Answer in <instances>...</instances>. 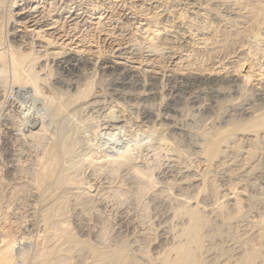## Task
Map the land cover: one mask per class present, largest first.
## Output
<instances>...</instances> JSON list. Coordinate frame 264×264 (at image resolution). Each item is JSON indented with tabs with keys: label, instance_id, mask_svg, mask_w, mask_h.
<instances>
[{
	"label": "rangeland",
	"instance_id": "374dc122",
	"mask_svg": "<svg viewBox=\"0 0 264 264\" xmlns=\"http://www.w3.org/2000/svg\"><path fill=\"white\" fill-rule=\"evenodd\" d=\"M13 2L18 3V5L25 3L28 8L30 6L31 9L36 11L35 16L37 17V20L43 21L42 26L44 27H42L41 30L44 31L43 33L45 38L49 40L51 39L50 42L52 41L51 43L53 44V47L61 49L59 51L75 52L77 55H81L82 58L91 59L93 62H96L97 59L100 61L107 59L117 60L120 58L118 61L125 66L139 67V65H141V68L144 69L146 67L145 69L147 71L158 72V79H156L158 82H156V80V83L154 81L150 82L149 79L146 78V89H148V91H152L153 97H150L151 99L139 100L140 98L137 97V95L140 93V97H142V91L135 87L133 82L130 83L131 87L130 85L124 88L117 87L115 84H117L118 77L115 73H102L95 67H86L81 71L78 77H70L72 78L70 79L69 77H65L59 71H56L54 67L48 66V68H44L43 71L39 73L40 79H45V81H42L44 84H42L43 90L44 88L45 90H41V95H37L33 93L31 89L25 88V90L21 88L19 83H16L13 70L9 64L4 67L2 73L0 74V260L4 261L6 258L8 262H5V264H35L36 254L41 252L42 249L46 250L48 247L44 238L47 230L51 228V225H47V223L44 222L45 220L42 221V219H44L43 217H45L44 213H47L50 208L52 209V205L54 206L53 203L56 205L59 198H61L59 200H62L63 197L66 199L67 196L68 201L65 209L66 212L64 211L63 213L67 217L63 214H59V216L57 215L58 217L55 218V220L58 223L60 221L64 227L65 225L68 226V228H66L68 229L69 236L71 235L70 237L75 245L74 246L71 243V246L70 242H65L64 244L63 242L65 239L63 242L59 243V246L62 247V250L65 253H63L64 256L62 254L64 257L62 258L65 259V261H63L64 264H91L93 259H91V261L89 260L93 257V255L90 249L95 247L97 244L99 245L97 247H116L118 245L126 246L131 251L136 250L134 254H138L139 256L141 255L142 258L145 255L144 259L146 260H148V258L156 257L157 253L159 255V253L163 252L162 250H164V248L166 249L171 245L170 238L162 233V228L167 226L166 230L168 229L169 232L172 231L174 233L177 231V228L181 226L180 223H184V220L181 219H179L180 222L176 219H170L171 221L169 220V217H171L169 214L173 213L171 210H174L176 207L172 204V202L170 203V198L176 193L187 196L190 198L191 202L194 203L196 201L199 206L203 205L208 210L205 212V215H207L206 217H208L211 222L210 226L213 225V227L209 226L208 228V232L206 233L207 242L205 245L207 244L206 247L213 248L212 252H214L210 253L211 255L206 256V259H212L211 261L213 263L221 264L220 261L222 260L219 261L215 255L220 250L224 249L227 260L231 259L229 262L230 264L232 263L231 261L234 257L236 258L241 254H245V250L247 252L248 247H258L260 243H262L264 248V232H262L264 231V134L258 135L254 138L251 135V132L248 131L251 129H247L250 128V123L253 121L258 120V118L263 120L264 118V100L260 99V95L264 96V33L263 30H258V32H256L257 28L254 23L255 21L250 23L252 20H248L246 22L249 24L246 22H244V24L242 21L238 20L237 22L227 24V27V25L224 26V24L218 23V20L215 22V19H212V17L205 16L204 18H207L203 21H205L206 25L211 26L214 31L219 28L217 30L219 33L215 34L213 31L214 34L209 32H207L209 34H205V37L211 39L209 42L211 41L210 44L213 43V45H211L212 47H209L210 44L209 46H204L196 41H191L186 45L183 44L180 46V40L176 41L174 45H167L166 42L162 41L160 38L152 39V36H150L151 32L154 31V29H161L163 25L176 28V26L184 24L185 21L187 23L190 22V20L192 21L193 18V16L188 13L186 6H179L177 8L170 9V2L167 0H86V2H80V0H24L22 3L21 0H2L0 5V53L4 58L7 57L8 47L12 48L16 46L14 43L15 41L13 40L14 37L18 36L20 41L29 44L31 43V39L33 41L32 43L37 45L43 41V39L37 37L36 34L38 29L40 30V27L34 30L36 26H33L32 24H25L23 21L20 22L16 19L14 14L17 10L11 7ZM73 4L76 6L79 4V7L73 6ZM70 7H76V10L82 8L78 11V13L83 15H80L81 18L77 19L76 22L74 21L76 25L72 20H66L68 17L67 12L69 10V12L73 11V9H69ZM208 7L213 8L212 6ZM218 10L221 14V9L219 8ZM100 14L103 16L101 17L102 19L98 21ZM130 17L135 19L133 23L132 21L127 20ZM198 22L200 23H198L199 26H203L204 22L200 20H198ZM205 23L204 27L206 26ZM204 27L201 28L203 29ZM220 27L224 29L220 30ZM220 31H223L222 34H225L226 36L222 35ZM14 32L16 35H12ZM255 34L259 35V37ZM251 35L253 37L257 36L259 40L253 38ZM217 39L221 40L216 42ZM152 41L154 43H152ZM148 42L151 45H157V52L151 51L153 49L149 48L150 44ZM214 45L217 48H215ZM206 47H209L211 50H207ZM238 47H240V49ZM252 47L255 48L252 49ZM117 50H120L121 52L119 51L118 53ZM20 51L22 52V50ZM257 51L259 52L257 53ZM250 57L253 58V60ZM237 67H239V69L243 67L245 71L248 70V72H250V75H254L250 76L248 82L249 84H243V80H241L238 76V78H236V83H229L230 86H228L229 84L227 81H225V83L223 81L225 80V73L236 72V70L239 71ZM35 70L38 71L37 68ZM193 72L196 74L210 75L212 84H206L204 87L202 86L196 88L195 90L192 89V91L187 94L178 93L180 99L174 101L170 91H172V88L176 85L175 82H179L177 79L179 80L180 76H185L186 73L187 75L194 74ZM56 79H62L64 81L68 80L66 82H74L76 83V88L70 90H59L58 87L56 88V86H52L54 84V80ZM88 85L89 88L91 87L90 96L94 95L93 97L95 99H93V101L90 100L91 103L89 102L86 105L87 98L81 99V101L79 98V92H82V90H84ZM52 87H55V90ZM114 88L116 90L119 89V91L121 90V96L115 95L116 93ZM60 91H64V93H60ZM43 93L45 94L43 95ZM44 96L52 98L51 104H48L46 100L44 101ZM60 96L63 97V99L59 98ZM65 98H67L69 103H67ZM68 98L72 100L73 104L75 102L77 105L74 104L73 106ZM73 99H79V102L76 100L73 101ZM46 103L48 104V107ZM65 103L66 105L63 106ZM169 103L171 109L174 110V113L173 111L170 112L169 116L170 118L172 117V119L174 118V122L171 119L168 126L171 125L170 127L177 128L178 130L169 129L167 126L163 125V127H159L158 123L160 124L161 121H155V116L148 120L142 119L143 111L146 110L144 109L145 107L151 111L153 110L152 112L156 113L155 115L161 116V114L164 113V107ZM141 104L143 106H141ZM191 119H193V121ZM33 120L40 123V126L38 127L39 129H32L31 126H29L31 124L33 125ZM110 121H112V123ZM153 122L158 123L154 124ZM154 125L156 127L155 130H157L156 133L154 132L156 136L159 137V131V133L163 132L162 134L167 139L170 138L168 142L171 151L170 154H173L171 155L173 162H170L169 166L172 167V170L176 171L173 173L171 178L170 174L166 172L168 170V162L165 155L163 153L156 152L158 157H154L155 154H151L154 153L152 147H155V144H157V141L155 140H158V137L156 138L153 131H150V128ZM6 128L11 129V135L4 134ZM144 128L146 130L148 129L147 132L149 133H145L147 136L143 133V131L146 132V130H143ZM158 128L160 129L158 130ZM240 129L244 130L240 131ZM114 130L118 132L116 133ZM138 130L141 133L138 132ZM224 130L228 131L226 134L227 137L225 134L221 136L219 135L224 132ZM150 132H152L151 135ZM112 135L113 137L111 138L110 136ZM144 135L147 137V140ZM148 135L150 138L151 136H154L151 138V141L149 140V142ZM204 135L210 137H215L217 135L215 138L219 135L221 138L219 152L217 157L212 160L213 162H210V160H208L205 156H202L199 150L193 148V144L199 143ZM175 137L176 139H174ZM224 137L226 138V141ZM68 138L69 140H67ZM106 138L109 141H114H110L109 143ZM4 139L8 140V145L4 143ZM217 140H219V138H217ZM64 142L66 144H64ZM142 144L146 147L143 148ZM60 145H64L66 149L65 152L61 151V149L59 150ZM139 145H141V147ZM122 148L130 149L132 154L131 159H134V161L138 163L139 167L146 169V171L150 169L147 171V174H152L151 177L152 181H154V185H158V183L162 181V193L160 195L161 197H157L158 200L152 201L153 198L152 195H150L151 189H148V187L147 189L146 187H143L144 189L142 190L141 188L138 189V184L129 180V175L123 168H121L122 171L120 168L115 169L114 172H118L112 173L110 165L107 164L104 166V170H106L101 173L103 177L101 176L102 178L99 179L100 173L98 172V167L101 163L98 162L102 159L100 161L98 159L103 158L106 154L107 157H114ZM53 152L59 159L57 164L58 166L54 169V174L58 170L57 174H55L52 179V182L54 183L50 181L48 182L50 185L46 183L47 186L44 184L38 187L34 177L39 169L38 164H40L41 161H44ZM64 153L69 156L72 155L74 158L71 159L69 156H65ZM35 156L37 157L35 158ZM12 159L14 160L16 168L9 173L7 168L11 165L10 160ZM88 161L91 165L88 164ZM92 161H94V165ZM84 162H86V164ZM104 164L105 163H103V165ZM95 165L98 167L96 168ZM179 170L182 172V176H180L181 174H179ZM66 172V175L63 174ZM165 173H168L169 175H166ZM122 174H124V176ZM125 176L128 177L125 179ZM186 176L188 177L186 178ZM65 177L66 179L68 178L67 181H65L69 187L65 182L60 184L56 183V179H64ZM183 177L185 178L183 179ZM120 180L122 181L121 184L124 182L123 185L119 183ZM81 182L84 183L82 187ZM129 182L132 187H130ZM155 182L157 184H155ZM180 182L185 185H182ZM100 183L103 184L100 185ZM72 184L78 187V190ZM39 188L42 189V191H40ZM43 188H45V190ZM53 188L55 192L53 191ZM182 188L183 190L181 193H175L176 189ZM139 190L142 192H139ZM238 191H240V193ZM76 194L78 197H76ZM99 195H104L103 199H107L104 201L105 204L100 206L98 205V202H96V198H98ZM79 197L84 199L80 201ZM222 197H224L225 200ZM234 198L235 200H233ZM138 199H140V201ZM161 200H163V205L161 204ZM220 202H223L222 206L224 207V213H228V215L231 214L230 220H232V222L228 221L223 223L221 217L218 216L220 214H218L216 218V207L217 203ZM235 202L239 204L240 212L238 213L233 210L234 208L232 205ZM87 204H89V206ZM104 205L107 206V208H105ZM170 205L171 209L169 208ZM252 226L255 227L252 228ZM159 229H161V231ZM256 231H260L259 233L263 234V238L257 239L255 235ZM223 234L224 236H222ZM237 237H241V241ZM133 240L135 241L133 242ZM121 241L124 244L121 243ZM132 244L133 246L130 247ZM66 246L69 248L68 251ZM88 253H90V255H87ZM4 256H7L8 258ZM49 257L51 258L52 256L50 255ZM0 263L4 264V262L1 261Z\"/></svg>",
	"mask_w": 264,
	"mask_h": 264
},
{
	"label": "bare ground",
	"instance_id": "6f19581e",
	"mask_svg": "<svg viewBox=\"0 0 264 264\" xmlns=\"http://www.w3.org/2000/svg\"><path fill=\"white\" fill-rule=\"evenodd\" d=\"M1 1L0 0V5H1ZM7 1V0H6ZM92 1V0H91ZM159 1V0H158ZM168 2H170V9L171 8H177L179 6H186L187 7V11L189 14H191L193 16L192 18V21L190 20V22H184V24H179L180 26H176V28H171V27H167L165 25H163V27L161 29H154V31L151 32V35L152 36V39H156V38H160L162 41H165L167 45H174L176 41L180 40V46L183 45V44H187L188 42H191V41H196V42H199L200 44L204 45V46H209L210 42L209 40L211 39H208L207 37H205L206 35L205 34H209V33H213V29L211 26L209 25H206L205 20L206 18H204L205 16H209V17H212V19H215V22L216 20H218L217 22L220 23V24H224L227 25V24H231V22H237L238 20L239 21H242V23L248 21V20H252L250 23L254 22L255 25H256V28H257V31L258 30H263V33H264V0H167ZM9 2V1H8ZM24 2V0H21V3ZM80 2H86V0H80ZM50 3V2H49ZM55 3V2H54ZM70 3V2H69ZM72 4V3H71ZM81 5H83L82 3H80ZM92 4V2H91ZM50 5V4H49ZM48 5V6H49ZM79 5V4H78ZM76 6L73 4V6H76V7H79V6ZM90 5V4H89ZM62 6V5H60ZM69 6V5H67ZM87 6V5H86ZM208 6H212L213 8H209ZM12 8H15L17 10V12L14 14V16H16V19H18V21L25 23V24H32L33 26H36L34 28L37 29L38 27H40V30L42 29V26L43 25V21H39L37 20V17L35 16L36 14V11L34 9H31L30 6L28 8L27 4L25 3H22L21 5H18V3L16 2H13L12 5H11ZM40 7V6H39ZM57 7V6H56ZM76 7L72 8L70 7L69 9H73V11L71 12H67L68 14V17L66 18V20H72L73 22L79 18H81V16L83 14H79L78 11L81 10V9H77L76 10ZM92 7V5H91ZM94 7V6H93ZM84 8V7H83ZM97 8V7H96ZM95 8V9H96ZM100 8V7H98ZM221 9V14L219 13V10L218 9ZM60 9V8H59ZM86 9V8H84ZM88 9V8H87ZM112 9V8H111ZM150 9V8H149ZM155 9V8H154ZM4 10V9H3ZM176 10V9H175ZM89 11V10H88ZM111 11V10H110ZM146 11V10H145ZM168 11V10H167ZM179 11V10H178ZM15 12V11H14ZM13 12V13H14ZM49 12V11H48ZM54 12V11H53ZM164 12V11H163ZM177 13V12H176ZM185 13V12H184ZM4 15V14H3ZM81 15V16H80ZM94 15V14H93ZM13 16V15H12ZM103 15L100 14L99 17H98V21L101 20ZM137 16V15H136ZM160 16V15H159ZM170 16V15H169ZM60 17V16H59ZM190 17V16H189ZM208 17V18H209ZM13 18V17H12ZM93 18V17H92ZM189 18V19H191ZM15 19V20H16ZM108 19V18H107ZM65 20V18H64ZM128 21H133L135 19H132L131 17L129 19H127ZM166 20V19H165ZM195 20V21H194ZM198 20L202 21L205 23V27H204V23H203V26H199V22ZM79 21V20H78ZM189 21V20H188ZM214 21V20H213ZM19 22V23H20ZM74 22V24L76 25V23ZM170 22V21H169ZM201 22V23H202ZM208 22V21H207ZM58 23V22H57ZM63 23V22H62ZM61 23V24H62ZM158 23V22H157ZM182 23V22H181ZM199 23V24H198ZM209 23V22H208ZM207 23V24H208ZM248 23V22H246ZM18 24V22H17ZM73 24V25H74ZM98 24V23H97ZM215 24V23H214ZM245 24V23H244ZM243 24V25H244ZM249 24V23H248ZM48 25V24H47ZM57 25V24H56ZM99 25V24H98ZM157 25V24H156ZM172 25V24H171ZM241 25V24H240ZM28 26V25H27ZM162 26V25H161ZM214 26V25H213ZM251 26V25H250ZM254 26V25H253ZM22 27V26H21ZM99 27V26H98ZM173 27V26H172ZM201 27H204L203 29ZM215 27V26H214ZM213 27V28H214ZM223 27V26H222ZM228 27V25H227ZM231 27V25H230ZM229 27V28H230ZM241 27V26H240ZM244 27V26H243ZM252 27V26H251ZM255 27V26H254ZM170 28V29H169ZM232 28V27H231ZM247 28V27H246ZM52 29V28H50ZM217 29V28H216ZM219 29V28H218ZM217 29V30H218ZM221 29H224V28H221L220 27V30ZM16 30V29H15ZM38 29V32H36L37 34V37H39L40 39H43V41L41 43H39L38 45L35 44V43H32V39H31V43H25L23 41H20L19 37H14L13 40L15 41V47H8V54H7V57L4 58L3 55L0 53V74L2 73V70L4 69V67L9 64L13 70V73H14V78H15V81L16 83H19L21 85V88L23 89H31L33 91V93L37 94V95H41V90H43V80L45 81V79L42 80V78L40 79L39 77V73H41L43 71L44 68H48V66H51V67H54L56 69V71H59L60 73H62L65 77H72V78H76L78 77V75H80L81 71L84 70L86 67H95L97 70H99L100 72L102 73H115L118 77V81H117V87L119 88H124V87H128L130 85V83L133 82L134 86L139 88L142 93V97H140V93L137 95V97H139L140 99L139 100H146V99H149L150 97L152 98L153 96V93L151 90L148 91V89H146V85H145V79H149V81H154L156 79H158V72L156 73L155 71H147L145 68H141V65H139V67H135V66H132V67H128V66H125L124 64L120 63L118 60L120 58H118L117 60H100L96 62H93L91 59H84L81 57V55H77L75 52H64V51H59L61 49L57 48V47H53V44L50 42L49 39L45 38V35H44V31H40ZM215 30V34L216 33H219V31ZM243 30V29H241ZM24 31V30H23ZM224 31V30H223ZM222 31V32H223ZM245 31V30H243ZM247 31V30H246ZM252 31V29H251ZM250 31V32H251ZM149 32V31H148ZM209 32V33H207ZM221 32V31H220ZM221 32V34H222ZM248 32V31H247ZM230 33V32H229ZM246 33V32H245ZM255 33V32H254ZM260 33V32H259ZM262 33V34H263ZM35 34V35H36ZM150 34V33H149ZM148 34V35H149ZM214 34V33H213ZM12 35H16L15 32L12 34ZM136 35V34H135ZM211 35V34H210ZM224 36H226L225 34H222ZM240 35V33H239ZM250 35V34H249ZM257 35V34H255ZM131 36V35H130ZM139 36V34H138ZM217 36V35H216ZM236 36V35H235ZM238 36V34H237ZM252 36V35H251ZM259 37V35H257ZM257 36L253 37V38H257ZM13 37V36H12ZM144 37V36H142ZM219 37V36H218ZM19 38V39H18ZM211 38V37H209ZM237 38V37H236ZM244 38V36H243ZM245 38H248V37H245ZM250 38V37H249ZM18 39V40H17ZM127 39V38H126ZM151 39V38H150ZM238 39V38H237ZM241 39V38H240ZM252 39V38H251ZM189 40V41H188ZM221 39H217V41H219ZM259 40V39H258ZM147 41V40H146ZM226 41V39H225ZM231 41V40H230ZM238 41V40H237ZM250 41V40H249ZM254 41V40H253ZM257 41V40H256ZM145 42V41H144ZM151 42V41H150ZM209 42V43H208ZM215 42V41H213ZM215 42V43H216ZM232 42V41H231ZM13 43V41H12ZM131 43V42H130ZM149 43V42H148ZM152 43H154L152 41ZM164 43V42H163ZM214 43V44H215ZM241 43V41H240ZM246 43V42H245ZM250 43V42H249ZM150 44V43H149ZM217 44V43H216ZM231 44V43H230ZM234 44V43H232ZM243 44V42H242ZM11 45V44H10ZM211 45H213V43L210 44L209 47H212ZM220 45V44H219ZM223 45V44H222ZM258 45V44H257ZM256 45V46H257ZM12 46V45H11ZM56 46V45H55ZM133 46V45H132ZM157 46V45H156ZM154 45H151L150 44V47L151 51L153 52H157V47ZM162 46V44H161ZM178 46V45H177ZM215 46V45H214ZM207 48V50H211L210 48ZM112 48V47H111ZM146 48V47H145ZM168 48V47H167ZM170 48V47H169ZM215 48H217L215 46ZM240 49V47H238ZM255 48V47H254ZM252 47V49H254ZM132 49V48H131ZM182 49V48H181ZM224 49V48H223ZM242 49V47H241ZM251 49V50H252ZM260 49V47H259ZM22 50V52L20 51ZM25 50V51H24ZM69 50V48H68ZM115 50V49H114ZM143 50V49H142ZM148 50V49H147ZM159 50V49H158ZM206 50V49H205ZM206 50V51H207ZM250 50V49H249ZM19 51V52H18ZM118 53L120 50H117ZM218 51V50H216ZM221 51V50H220ZM121 52V51H120ZM250 52V51H249ZM253 52V50H252ZM259 51H257L258 53ZM117 53V52H116ZM212 53V51H211ZM254 53V52H253ZM261 53V52H260ZM259 53V54H260ZM134 54V53H133ZM157 54V53H155ZM159 54V53H158ZM177 54V53H176ZM256 54V53H255ZM262 54V53H261ZM122 55V54H120ZM146 55V54H145ZM208 55V54H207ZM210 55V53H209ZM258 55V54H257ZM169 56V55H168ZM204 56V55H203ZM173 57V56H172ZM248 57V56H247ZM253 57V56H252ZM261 57V56H260ZM264 57V56H263ZM210 58V57H209ZM251 58V57H250ZM100 59V58H99ZM147 59V58H146ZM246 59V58H245ZM253 60V58H251ZM256 59V58H254ZM258 59V58H257ZM248 60V59H247ZM263 60V59H262ZM244 62V61H243ZM255 62V61H254ZM253 63V62H252ZM257 63V62H256ZM126 64V63H125ZM249 64V63H248ZM258 64V63H257ZM150 66V65H149ZM241 67V66H240ZM249 67V66H248ZM253 67V66H252ZM38 69V71H36L35 69ZM221 68V67H220ZM234 68V67H233ZM251 68V67H250ZM237 69H239V67H237ZM247 69V68H246ZM48 70V69H46ZM233 70V69H232ZM221 71V70H220ZM226 71V70H225ZM235 71V70H234ZM250 71V69H249ZM264 71V70H263ZM262 71V72H263ZM58 72V74H59ZM237 72V74H236ZM236 72H227L225 73V76H224V83L225 81H227V83L229 84H233V83H236L238 76L240 77L241 80H243V84H249V79H250V76L254 75H250V72H248V70L245 71V69L240 68L239 71L236 70ZM57 73V72H56ZM190 73V72H189ZM194 73V72H193ZM212 73V72H211ZM45 74V73H44ZM50 74V73H49ZM101 74V73H100ZM264 74V73H263ZM61 75V74H60ZM176 75V74H175ZM257 76V75H256ZM45 77V76H44ZM84 77V76H83ZM262 77V76H261ZM48 78V77H47ZM70 78V79H72ZM80 78V77H79ZM130 80V81H129ZM218 80V79H217ZM240 80V81H241ZM68 80H62V79H56L54 80V84L52 86H56V88L58 87V89H66V90H70V89H73V88H76V83L74 82H66ZM162 81V80H161ZM177 81L179 82H175L176 85L174 86V88H172V91H170L172 94V99L174 101H177L180 99V96L178 93H184V94H187L189 92L192 91V89H196V88H199V87H204V85L206 84H210L212 82V80H210V75L208 74H199V73H194V74H189L185 76H180L179 77V80L177 79ZM239 81V80H238ZM42 82V83H41ZM156 82H158L156 80ZM155 82V83H156ZM80 83V82H79ZM93 84V83H92ZM151 84V83H150ZM153 84V82H152ZM212 84V83H211ZM227 84V85H228ZM230 84L228 86H230ZM240 84V83H239ZM261 84V83H260ZM44 85V84H43ZM46 85V84H45ZM157 85V84H156ZM42 86V87H41ZM133 86V87H134ZM222 86V85H221ZM232 86V85H231ZM241 86V85H240ZM46 87V86H45ZM131 87V85H130ZM47 88V87H46ZM54 88L55 90V87H52ZM84 88V87H83ZM91 88V87H90ZM90 88H89V85L84 89L82 90V92H79V98L80 100L81 99H86V105L90 102V100L93 101V99H95L92 95L90 96L91 94V91H90ZM93 88V87H92ZM247 88V87H246ZM25 89V90H26ZM57 89V91H58ZM82 89V88H81ZM115 89V88H114ZM132 89V88H131ZM160 89V88H159ZM262 89V88H261ZM1 90V89H0ZM45 90V88H44ZM43 90V91H44ZM50 90V89H48ZM153 90V89H152ZM171 90V89H170ZM246 90V89H245ZM47 91V90H46ZM45 91V92H46ZM53 91V90H52ZM76 91V90H75ZM121 91V90H120ZM118 90L115 89V95L116 96H119L121 94V92ZM136 91V90H135ZM206 91V90H205ZM260 92V91H259ZM60 93H64V91H60ZM74 93V92H73ZM72 93V94H73ZM124 93V92H123ZM45 93H43L44 95ZM133 94V93H132ZM261 94V93H260ZM42 95V97H43ZM47 95V94H46ZM57 95V94H56ZM61 95V94H60ZM125 95V94H124ZM165 95V94H164ZM52 96V95H51ZM63 96V95H62ZM98 96V95H97ZM121 96V95H120ZM133 96V95H132ZM170 96V95H169ZM196 96V95H195ZM45 97V96H44ZM136 97V98H137ZM212 97V96H211ZM58 98V97H57ZM61 99H63V97H59ZM120 98V97H119ZM129 98V97H128ZM150 98V99H151ZM182 98V97H181ZM44 99V98H43ZM42 99V100H43ZM72 99V98H71ZM168 99V98H167ZM183 99V98H182ZM260 99L261 100H264V96L263 95H260ZM46 100V102H48V104H51V101H52V98L48 97L47 96L45 97L44 101ZM54 100V99H53ZM65 100L67 101V98H65ZM68 100H70L68 98ZM76 99H73V101H75ZM79 99H77L76 101H78ZM131 100V99H130ZM213 100V99H212ZM72 103V100H70ZM82 101V100H81ZM85 101V100H84ZM237 101V100H236ZM61 102V100H60ZM79 102V101H78ZM146 102V101H145ZM212 102V101H211ZM67 103H69L67 101ZM84 103V102H83ZM82 103V104H83ZM91 103V102H90ZM138 103V102H137ZM142 103V102H141ZM216 103V102H215ZM47 104V103H46ZM45 104V106H46ZM48 104H47V107H48ZM73 104V103H72ZM75 104V102H74ZM73 104V106H74ZM96 104V103H95ZM118 104V103H117ZM139 104V103H138ZM172 104V103H171ZM177 104V103H176ZM211 104V103H210ZM44 105V104H43ZM66 103L63 105L65 106ZM68 105V104H67ZM77 105V104H75ZM92 105V104H91ZM131 105V104H130ZM72 106V107H73ZM122 106V105H121ZM141 106H143L141 104ZM175 106V105H174ZM173 106V107H174ZM60 107V106H59ZM70 107V106H69ZM87 107V106H86ZM138 107V105H137ZM149 107V106H148ZM44 108V106H43ZM46 108V107H45ZM67 108V107H65ZM76 108V107H75ZM124 108V107H123ZM153 108V107H152ZM71 109V107H70ZM74 109V108H73ZM132 109V108H131ZM146 109L145 111H143V116H142V119L143 120H148V119H151L152 117H156L154 119H156L155 121H161V123L159 124L158 122V125L159 127H161L162 125L163 126H167L169 129H176L178 130L177 128H173V127H170L171 125L168 126V124L171 122V119L172 117L170 118L169 116V113L173 111L174 113V110L171 109L170 107V103L167 104L165 107H164V113L161 114V116H157L155 115L156 113H153L150 109H147L146 107L144 108ZM154 109V108H153ZM198 109V108H197ZM256 109V108H255ZM65 110V109H64ZM67 110V109H66ZM79 110V109H78ZM77 110V111H78ZM208 110V109H207ZM248 110V109H247ZM46 111V110H45ZM51 111V109H50ZM62 112V111H61ZM75 112V111H74ZM113 112V111H112ZM130 112V111H129ZM177 112V111H176ZM253 112V111H252ZM49 113V112H48ZM78 113V112H77ZM121 113V112H120ZM132 113V112H131ZM135 113V112H134ZM51 114V113H50ZM158 114V113H157ZM257 114V113H256ZM255 115V114H254ZM261 115V114H260ZM136 116V115H135ZM52 117V116H51ZM73 117V116H72ZM123 117V116H122ZM138 117V116H137ZM141 117V116H140ZM159 117V118H158ZM261 117V116H260ZM114 118V117H113ZM255 118V117H254ZM137 119V118H136ZM174 119V118H173ZM172 119V121H173ZM253 119V118H252ZM38 120V119H37ZM193 121V119H191ZM228 120V119H227ZM34 121V120H33ZM52 121V120H51ZM191 121V122H192ZM212 121V120H211ZM264 118L263 120H260L258 118V120H255L253 121L252 123H250V128H247V129H251V130H248L251 132V135L256 138L258 135H261V134H264ZM107 122V121H106ZM112 123V121H110ZM123 122V121H122ZM145 122V121H144ZM165 122V123H163ZM174 122V121H173ZM204 122V121H203ZM146 123V122H145ZM149 123H152V122H149ZM154 123V122H153ZM156 123V122H155ZM154 123V124H155ZM156 123V124H157ZM226 123V122H225ZM95 124V123H94ZM134 124V123H133ZM143 124V123H142ZM167 124V125H166ZM200 124V123H199ZM137 125V124H136ZM31 126L32 129H36L40 126V123L38 121H34L33 125H29ZM123 126V125H122ZM144 126V125H143ZM162 126V127H163ZM173 126V125H172ZM207 126V125H206ZM91 127V126H90ZM93 127V126H92ZM129 127V126H128ZM176 127V126H175ZM180 127V126H179ZM182 127V126H181ZM204 127V126H203ZM98 128V127H97ZM104 128V127H103ZM120 128V127H119ZM130 128V127H129ZM140 128V127H139ZM137 128V129H139ZM143 128V127H142ZM148 128V127H146ZM155 125L150 128V131H153V134L154 132L156 133L157 130H155ZM165 128V127H164ZM185 128V127H184ZM39 129V128H38ZM116 129V128H115ZM149 129V128H148ZM147 129V130H148ZM152 129V130H151ZM154 129V130H153ZM160 128H158L159 130ZM205 129V128H204ZM226 129V128H225ZM111 130V129H110ZM118 130V129H117ZM142 130V129H141ZM143 130H146L145 128ZM146 132L143 131V133H149V132ZM181 130V129H180ZM189 130V128H188ZM228 130V129H226ZM224 130V132L220 133L219 135H223V134H227L228 131ZM244 130V129H243ZM240 129V131H243ZM99 131V130H98ZM97 131V133H98ZM136 131V130H135ZM185 131V130H184ZM202 131V130H201ZM111 132V131H110ZM114 132H116L114 130ZM118 132V131H117ZM116 132V133H117ZM138 132H140L138 130ZM166 132V131H165ZM129 133V132H128ZM137 133V132H136ZM135 133V134H136ZM141 133V132H140ZM152 132H150V135H151ZM163 133V132H162ZM161 132L159 133L158 131V136H156V138L158 137V140H155L157 141V144H155V147L153 146L152 149L154 151V153H151V154H155L154 157H156L157 153H163L165 155V157L167 158V168L168 170L166 172H168L170 174V178L172 177L173 173H175L176 171L175 170H172L171 166L170 165V162H173V159H171V155L173 154H170V146H169V139H167ZM189 133V132H188ZM218 133V132H217ZM6 135H11L12 134V131L10 128H6L5 130V133ZM111 134V133H110ZM114 134V133H112ZM179 134V133H178ZM194 134V133H193ZM54 135V134H53ZM93 135V133H92ZM99 135V134H97ZM133 135V134H132ZM146 135V134H145ZM144 135V136H145ZM172 135V134H171ZM218 135L217 138H219V140H217V138L215 137H210V136H207V135H204L202 136V139L199 143H194L193 144V148H196L197 150L200 151V153L202 154V156H205L208 160H210V162L215 159L218 155V152H219V145L221 144V138L220 136ZM41 136V135H40ZM60 136V135H59ZM109 136V135H107ZM117 136V135H116ZM127 136V135H126ZM136 136V135H135ZM138 136V134H137ZM143 136V135H141ZM147 136V135H146ZM145 136V137H146ZM149 136V135H148ZM169 136V135H168ZM194 136V135H193ZM264 136V135H263ZM262 136V137H263ZM93 137V136H92ZM111 138L113 137L110 136ZM121 137V135H120ZM124 137V136H123ZM133 137V136H132ZM139 137V136H138ZM144 137V138H145ZM154 137V136H151V138ZM170 137V136H169ZM223 137V136H222ZM227 137V135H226ZM42 138V137H41ZM40 138V139H41ZM44 138V137H43ZM95 138V137H94ZM97 138V137H96ZM108 138V137H107ZM106 138V139H107ZM110 138V139H111ZM116 138V137H115ZM119 138V137H118ZM151 138L150 136L148 137V142L149 140L151 141ZM172 138V137H171ZM180 138V137H179ZM225 138V137H224ZM223 138V139H224ZM39 139V138H38ZM59 139V137H58ZM89 139V138H88ZM93 139V138H92ZM98 139V138H97ZM130 139V138H129ZM176 139V137L174 138ZM4 143L6 145H8V140L7 139H4ZM12 140V139H11ZM44 140V139H43ZM69 140V138L67 139ZM108 140V139H107ZM117 140V138H116ZM137 140V139H136ZM146 140H147V137H146ZM145 140V141H146ZM173 140V139H172ZM187 140V139H186ZM195 140V139H194ZM228 140V139H227ZM256 140V139H255ZM62 141V140H61ZM88 141V140H87ZM110 141H114V140H110ZM110 141L108 140V142L110 143ZM180 141V140H179ZM223 141V140H222ZM225 141H226V138H225ZM236 141V140H234ZM246 141V140H245ZM2 142V141H1ZM12 142V141H11ZM59 142V140H58ZM85 142V141H84ZM116 142V141H115ZM118 142V141H117ZM131 142V141H130ZM147 142V141H146ZM145 142V143H146ZM174 142V141H173ZM176 142V141H175ZM183 142V141H182ZM191 142V141H190ZM10 143V142H9ZM72 143V142H71ZM77 143V142H76ZM89 143V142H88ZM112 143V142H111ZM114 143V142H113ZM134 143V142H133ZM144 143V144H145ZM224 143V142H223ZM227 143V142H225ZM12 144V143H11ZM16 144V143H15ZM62 144V143H61ZM64 144H66L64 142ZM100 144V143H99ZM130 144V143H129ZM183 144V143H181ZM10 145V144H9ZM54 145V144H53ZM74 145V144H73ZM132 145V143H131ZM147 145V143H146ZM175 145V144H173ZM177 145V144H176ZM227 145V144H226ZM253 145V144H252ZM3 146V145H2ZM70 146V144H69ZM68 146V147H69ZM72 146V145H71ZM77 146V145H76ZM105 146V145H104ZM102 146V147H104ZM141 147V145H139ZM143 146V144H142ZM169 146V147H167ZM179 146V144H178ZM185 146V145H184ZM188 146V145H187ZM232 146V145H231ZM10 147V146H9ZM91 147V146H90ZM132 147V146H131ZM139 147V148H140ZM146 147V146H143V148ZM101 148V147H100ZM172 148V147H171ZM31 149V148H30ZM49 149V148H48ZM57 149V148H56ZM61 149V151L65 152L66 149L64 147V145H60L59 146V150ZM68 149V148H67ZM73 149H74V146H73ZM72 149V150H73ZM94 149V148H93ZM112 149V148H111ZM135 149V148H134ZM137 149V147H136ZM180 149V148H179ZM138 150V149H137ZM173 150V149H172ZM71 151V150H70ZM111 151V150H110ZM119 151V150H117ZM141 151V150H140ZM52 152V151H51ZM68 152V151H67ZM98 152V150H97ZM103 152V151H101ZM105 152V151H104ZM109 152V151H108ZM10 153V152H9ZM50 153V152H49ZM70 153V152H68ZM71 153H74V152H71ZM65 154V153H64ZM224 154V153H223ZM49 155V154H48ZM95 155V154H94ZM152 155V157H153ZM159 155V154H158ZM65 156H69L68 154ZM74 156V155H73ZM91 156V155H90ZM89 156V157H90ZM160 156V155H159ZM11 157V156H10ZM20 157V156H19ZM37 156H35L36 158ZM64 157V155H63ZM71 159L74 158L71 156H69ZM68 157V158H69ZM132 157V154L130 152V149L128 148H122L118 153L117 155H115L114 157H107V154L106 156H103V158H100L98 159L100 162L98 163H101L100 166H96V168L98 167V172L100 173V177L99 179H101L103 176L101 175L102 171H105L104 170V166L105 165H110V168L112 169L111 172L113 173L115 169H125L126 173L129 175V180L135 184H138L137 187L138 189L141 188L144 189L143 187H148V189H151V194L152 195V201H156L158 200L157 197H159L162 193V181L158 183V185H154V181H152V177L151 175L152 174H147V171L150 170L148 169L146 171V169H142L141 167L138 166V163H136L134 161V159L132 160L131 159ZM158 157V156H157ZM42 158V157H41ZM69 158V159H70ZM96 158V157H95ZM205 158V159H206ZM64 159V158H63ZM85 159V158H84ZM156 159V158H155ZM206 159V160H207ZM89 160V159H88ZM164 160V159H162ZM178 160V159H177ZM175 160V161H177ZM58 157L57 155L53 153H51L44 161H41L40 164H38V171H37V174L35 177V181H36V184L37 186H42V185H46V183L48 182H52V179L54 177L55 174H57V172L54 174V169L56 168V166H58ZM137 161V160H136ZM139 161V160H138ZM152 161V160H151ZM9 162V161H8ZM18 162V161H17ZM36 162V161H35ZM62 162V161H61ZM64 162V161H63ZM83 162V161H82ZM81 162V163H82ZM94 161H92L93 163ZM202 162V161H201ZM207 162V161H206ZM213 162V161H212ZM230 162V161H229ZM10 163L11 165L7 168V171L10 173L11 171L15 170V164H14V160H10ZM86 164V162H84ZM103 163H105L103 165ZM205 163V162H204ZM37 164V163H36ZM79 164V163H78ZM78 164H77V167H78ZM88 164L89 161H88ZM210 164V163H208ZM222 164V163H221ZM19 165V164H18ZM83 165V164H82ZM91 165V164H90ZM94 165V163H93ZM98 165V164H97ZM161 165V164H160ZM61 166V165H59ZM94 166V167H95ZM240 166V165H239ZM20 167V166H19ZM81 167V165H80ZM92 167V166H91ZM217 167V166H216ZM205 168V167H204ZM22 169V168H21ZM32 169V168H31ZM37 169V168H36ZM58 169V167H57ZM61 169V168H60ZM77 169V168H76ZM152 169V168H151ZM187 169V168H186ZM146 172H145V171ZM95 171V169H94ZM110 171V170H109ZM122 171V169H121ZM124 171V172H125ZM184 171V170H183ZM61 172V170H60ZM62 172H65V171H62ZM118 171H115L114 173H116ZM97 173V171H96ZM149 173V172H148ZM166 174V175H169V174ZM178 173V172H177ZM202 173V172H201ZM59 174V173H58ZM62 174V173H61ZM63 174H67L66 173H63ZM62 174V175H63ZM179 174H181L180 176H182V172L179 170ZM195 174V173H194ZM264 174V173H263ZM33 175V174H32ZM98 175V174H97ZM98 175V176H99ZM116 175V174H115ZM124 176V174H122ZM177 175V174H175ZM210 175V174H209ZM30 176V174H29ZM57 176V175H56ZM55 176V178H56ZM102 176V177H101ZM107 176V175H106ZM179 176V175H178ZM177 176V177H178ZM128 176H125L124 178L126 179ZM176 177V176H175ZM188 176H186L187 178ZM54 178V179H55ZM88 178V177H87ZM93 178V177H92ZM154 178V177H153ZM185 177H183L184 179ZM68 179V178H67ZM66 177L64 179H56V183L57 184H60V183H63L67 181ZM95 179V178H94ZM121 179V178H120ZM198 179V178H197ZM29 180V179H28ZM33 180V179H31ZM66 180V181H65ZM105 180V179H104ZM111 180V179H110ZM117 180V178H116ZM128 180V179H127ZM181 180V179H180ZM179 180V181H180ZM27 181V180H26ZM34 181V182H35ZM79 181V180H78ZM81 181V180H80ZM103 181V180H102ZM124 181V179H123ZM126 181V180H125ZM178 181V182H179ZM183 181V180H182ZM187 181V180H186ZM202 181V180H201ZM16 182V181H15ZM100 182V181H99ZM114 182V181H113ZM128 182V181H126ZM125 182V183H126ZM20 183V182H19ZM54 183V182H52ZM69 183V181H68ZM79 183V182H78ZM82 183V182H81ZM120 184L122 183V181L120 180L119 182ZM166 183V182H164ZM182 184V182H180ZM206 183V182H205ZM204 183V184H205ZM17 184V183H16ZM35 184V185H36ZM50 185V183H48ZM76 184V183H74ZM72 184V185H74ZM84 183L81 184V187ZM89 184V183H88ZM103 184V183H102ZM100 183V185H102ZM108 184V183H107ZM124 184V182H123ZM121 184V185H123ZM131 183L129 182V185ZM155 184H157L155 182ZM169 184V183H168ZM180 184V185H181ZM192 184V182H191ZM212 184V183H211ZM33 185V184H31ZM54 185V184H53ZM52 185V186H53ZM56 185V184H55ZM62 185V184H61ZM66 185H68L66 183ZM92 185V184H91ZM110 185V184H109ZM113 185V184H112ZM164 185V184H163ZM182 185H185L184 183ZM193 185V184H192ZM197 185V184H196ZM57 186V185H56ZM64 186V185H63ZM62 186V187H63ZM75 186V185H74ZM79 186V185H78ZM94 186V185H93ZM117 186V184H116ZM134 186V185H133ZM188 186V185H187ZM203 186V185H202ZM206 186V185H205ZM36 187V186H35ZM58 187V186H57ZM56 187V188H57ZM67 187V186H66ZM69 187V185H68ZM76 187V186H75ZM80 187V186H79ZM102 187V186H101ZM130 187H132L130 185ZM150 187V188H149ZM172 187V185H171ZM196 187V186H195ZM48 188V187H47ZM52 188V187H51ZM86 188V186H85ZM113 188V186H112ZM127 188V187H126ZM135 188V189H137ZM180 188V187H178ZM40 189V188H39ZM45 190V188H43ZM70 189V188H68ZM76 189L78 190V187H76ZM83 189V188H82ZM205 189V188H204ZM56 190V189H55ZM114 190V189H113ZM126 190V189H125ZM164 190V189H163ZM183 190L182 189H176L175 190V193L176 192H180ZM189 190V189H188ZM194 190V189H192ZM196 190V189H195ZM214 190V189H213ZM216 190V189H215ZM40 191H42V189H40ZM53 191H54V188H53ZM57 191V190H56ZM100 191V190H99ZM124 191V190H123ZM131 191V190H130ZM134 191V190H133ZM145 191V190H143ZM150 191V190H149ZM171 191V190H170ZM186 191V190H185ZM55 192V191H54ZM97 192V191H96ZM105 192V191H104ZM109 192V191H108ZM111 192V191H110ZM118 192V191H117ZM138 192V191H137ZM139 192H142L139 190ZM164 192V191H163ZM168 192V191H167ZM188 192V191H187ZM214 192V191H213ZM212 192V193H213ZM240 193V191H238ZM77 193V191H76ZM86 193V192H85ZM100 193V192H98ZM96 193V194H98ZM147 193V192H146ZM204 193V192H203ZM234 193V192H233ZM78 194V193H77ZM76 194V195H77ZM116 194V193H115ZM131 194V193H130ZM129 194V195H130ZM133 194L135 195V193L133 192ZM140 194V193H139ZM173 194V193H172ZM171 194V195H172ZM188 194V193H187ZM87 195V193H86ZM106 195V194H105ZM113 195V194H112ZM237 195V194H236ZM51 196V195H50ZM49 196V197H50ZM67 196V195H66ZM85 196V195H84ZM124 196V195H123ZM126 196V195H125ZM137 196V195H136ZM143 196V195H142ZM167 196V195H166ZM233 196V195H232ZM244 196V195H243ZM68 197V196H67ZM66 197H63L62 200H59L61 198L58 199V203L54 206L52 205V209L47 212V213H44V216L43 217L45 220L44 222L51 225V228H49V230H47V233H46V236L44 238V241H46V244H48L47 248H46V245H45V248L46 250L44 251L42 249L41 252L39 253H35L36 254V262L35 264H64L63 261H65V259H63L64 257V252L62 250V247L59 246V243L63 242L64 239L65 241L63 242L65 244V242H70V245L72 246V244L74 242H72V239H71V235L69 236V233H68V226L65 225H62L59 221V223L55 220L56 217L59 216V214H63L65 209H66V204H67V201H68V198ZM78 197V195L76 196ZM93 197V196H91ZM104 195H99L96 202H98V205H103L105 204V200H107L106 198L103 199ZM108 197V196H107ZM127 197V196H126ZM129 197V196H128ZM146 197V196H145ZM161 197V196H160ZM169 197V196H168ZM230 197V196H229ZM251 197V196H250ZM130 198V197H129ZM136 198V197H135ZM134 198V199H135ZM147 198V197H146ZM156 198V199H155ZM218 198V197H217ZM224 200L225 198L222 197ZM44 199V198H43ZM80 201L84 198L82 197H79ZM150 199V198H149ZM160 199V198H159ZM166 199V198H165ZM164 199V200H165ZM168 199V198H167ZM199 199V198H198ZM252 199V198H251ZM47 200V199H46ZM56 200V199H55ZM75 200V199H74ZM73 200V201H74ZM128 200V198H127ZM140 201V199H138ZM169 200V199H168ZM195 200V199H194ZM201 200V199H200ZM211 200V199H210ZM235 200V198L233 199ZM162 201L161 200V204H162ZM249 201V200H248ZM88 202V201H87ZM94 202V201H93ZM115 202V201H114ZM130 202V201H129ZM148 202V201H147ZM159 202V201H158ZM158 202H156L157 204H159ZM172 202V204H174L176 207L174 210H171V212L173 211V213L169 214L171 215V217H169V220H178L180 222L179 219L181 220H184V223H180V227L177 228V231L176 232H172L169 230L167 231L166 230V227H160L162 228V233L167 235L168 238H170V241H171V245L169 247H167L166 249L164 248V250H162L163 252L162 253H157V256L154 257V258H148V260L144 259V256L142 258V256L140 257L138 254H134V252L136 251H131L128 249V247L126 246H116V247H113V246H103V247H97L99 246L97 243V245L95 247H92L90 250L92 252V255L93 257L90 258L89 261L92 260L91 264H216V263H213L210 259H206L208 255H211L210 253H213L212 250L213 248H210V247H206L205 243L207 242V235L206 233L208 232V228L210 226V220L208 219V217H206L207 215H205V212L208 211L203 205V207L199 206L197 204V202L195 201L194 203L191 202L190 198H188L187 196L183 195V194H174L171 198H170V203ZM218 202V201H217ZM229 202V201H228ZM237 202V201H236ZM233 203V210L238 213L240 212V208H239V204L238 203ZM100 203V204H99ZM118 203V202H117ZM138 203H141V202H138ZM204 203V202H203ZM207 203V202H206ZM222 203L223 202H220V203H217V207H216V218H217V215L221 217V220L223 221V223H226L228 221H231V214L228 215L224 213V207L222 206ZM132 204V202H131ZM78 205V204H77ZM89 206V204H87ZM92 205V203H91ZM97 205V206H98ZM110 205V204H109ZM136 205V204H134ZM160 205V204H159ZM163 205V204H162ZM228 205V204H227ZM116 206V205H115ZM122 206V205H121ZM138 206V205H137ZM153 206V205H152ZM231 206V207H232ZM241 206V204H240ZM50 207V206H49ZM105 208H107V206L104 205ZM110 207V206H109ZM118 207V205H117ZM128 207V206H127ZM126 207V208H127ZM163 207V206H162ZM214 207V206H213ZM212 207V208H213ZM47 208V207H46ZM119 208V207H118ZM124 208V207H123ZM171 209V205L169 207ZM208 208V206H207ZM210 208V207H209ZM215 208V207H214ZM91 209V208H90ZM94 209V208H93ZM121 209V207H120ZM119 209V210H120ZM137 209V208H136ZM155 209V208H154ZM211 209V208H210ZM209 209V210H210ZM231 209V208H230ZM214 211V210H213ZM42 212V211H41ZM66 212V211H65ZM210 212V211H209ZM214 212V213H215ZM227 212V211H226ZM235 213V214H236ZM91 214V213H90ZM128 214V213H127ZM132 214V213H131ZM210 214V213H209ZM58 215V216H57ZM65 215V214H63ZM121 215V214H120ZM212 215V213H211ZM237 215V214H236ZM241 215V214H240ZM66 216V215H65ZM134 216V215H133ZM132 216V218H133ZM244 216V215H242ZM259 216V215H258ZM67 217V216H66ZM129 217V216H128ZM166 217V216H165ZM213 217V216H212ZM233 217V216H232ZM64 218V217H63ZM90 218V217H89ZM127 218V217H126ZM210 218V217H209ZM215 218V219H216ZM81 219V218H80ZM155 219V218H154ZM219 219V217H218ZM247 219V218H246ZM60 220V219H59ZM140 220V219H139ZM170 220V221H171ZM100 221V220H99ZM131 221V220H130ZM129 221V222H130ZM220 221V219H219ZM250 221V220H249ZM255 221V220H254ZM261 221V220H260ZM126 222V221H125ZM133 222V221H131ZM160 222V221H159ZM163 222V221H162ZM169 222V221H168ZM182 222V221H181ZM216 222V221H215ZM230 222V223H231ZM64 223V222H63ZM67 223V222H66ZM121 223V222H120ZM151 223V222H150ZM221 223V222H220ZM240 223V222H239ZM243 223V222H242ZM255 223V222H254ZM258 223V222H257ZM262 223V222H261ZM130 224V223H129ZM148 224V223H147ZM167 224V223H166ZM213 224V223H212ZM249 224V223H248ZM219 225V224H218ZM240 225V224H239ZM173 226V225H172ZM236 226V225H235ZM241 226V225H240ZM260 226V225H259ZM67 227V228H66ZM174 227V226H173ZM210 227H213V225H211ZM216 227V226H214ZM218 227V226H217ZM255 227V226H254ZM252 226V228H254ZM141 228V227H140ZM169 228V227H168ZM231 228V227H230ZM261 228V227H260ZM150 229V228H149ZM214 229V228H213ZM223 229V228H222ZM221 229V230H222ZM133 230V229H132ZM158 230V229H157ZM161 231V229H159ZM175 230V229H174ZM254 230V229H253ZM260 230V229H259ZM136 231V230H135ZM234 231V230H233ZM94 232V231H93ZM120 232V231H119ZM214 232V231H213ZM229 232V231H228ZM238 232V231H237ZM248 232V231H247ZM260 232V231H259ZM258 231H256L255 235L258 238H263V234L262 233H259ZM264 232V231H262ZM161 233V234H162ZM211 233V232H210ZM219 233V232H218ZM230 233V232H229ZM249 233V232H248ZM134 234V233H133ZM141 234V233H140ZM227 234V233H226ZM225 234V236H226ZM246 234V233H245ZM254 234V233H253ZM155 235V234H154ZM169 235V236H168ZM232 235V234H231ZM247 235V234H246ZM254 235V236H255ZM153 236V234H152ZM224 236V234L222 235ZM230 236V235H229ZM253 236V235H252ZM250 236V237H252ZM132 237V236H131ZM166 237V238H167ZM209 237V236H208ZM217 237V236H215ZM249 237V238H250ZM255 237V238H256ZM75 238V237H74ZM73 238V239H74ZM222 238V237H221ZM231 238V236H230ZM238 238V237H237ZM241 238V237H240ZM238 238V239H240ZM245 238V237H244ZM105 239V238H104ZM232 239V238H231ZM75 240V239H74ZM119 240V239H118ZM122 240V238H121ZM237 240V239H236ZM250 240V239H249ZM123 241V240H122ZM121 241V243H123ZM135 240H133L134 242ZM166 241V240H165ZM212 241V240H211ZM235 241V240H234ZM241 241V239H240ZM258 241V240H256ZM260 241V240H259ZM9 242V241H8ZM82 242V241H81ZM109 242V241H108ZM118 242V241H117ZM120 242V240H119ZM118 242V243H119ZM239 242V241H238ZM252 242V241H251ZM44 243V242H43ZM62 243V245H63ZM72 243V244H71ZM115 243V242H114ZM249 243V241H248ZM247 243V244H248ZM81 244V243H80ZM100 244V242H99ZM124 244V243H123ZM211 244V243H210ZM245 244V242H244ZM44 245V244H43ZM69 245V246H70ZM74 245V244H73ZM111 245V244H110ZM115 245V244H114ZM140 245V244H139ZM257 245V244H256ZM259 245V244H258ZM263 244L260 243V245L258 247H248V251L246 252L245 250V254H241L239 256H237L236 258L234 257L233 260L231 261L232 263L230 264H264V248L262 246ZM10 246V245H9ZM68 246V244H67ZM66 246V247H67ZM70 246V247H71ZM75 246V245H74ZM133 244L130 246L132 247ZM137 246V245H136ZM218 246V245H217ZM226 246V245H225ZM248 246V245H247ZM251 246V245H250ZM4 247V246H3ZM43 247V246H42ZM91 247V246H90ZM68 248V247H67ZM73 248V247H71ZM85 248V247H84ZM136 248V247H134ZM141 248V247H139ZM40 249V248H39ZM77 249V248H76ZM215 249V248H214ZM218 249V248H217ZM244 249V248H243ZM6 250V249H5ZM65 250V249H64ZM69 250V248L67 249V251ZM83 250V249H82ZM89 250V248H88ZM142 250V249H141ZM66 251V250H65ZM80 251V250H78ZM148 251V250H147ZM152 251V250H151ZM219 251V250H218ZM243 251V250H242ZM36 252V251H35ZM144 252V251H143ZM158 252V251H157ZM64 253V254H63ZM70 253V252H69ZM68 253V254H69ZM75 253V252H74ZM83 253V252H82ZM63 254V256H62ZM67 254V253H66ZM5 255V254H4ZM52 256L51 258L49 256ZM77 255V254H76ZM87 255H90V253H88ZM148 255V254H147ZM226 255V252L224 249L220 250L215 256L217 257V259L221 262V264H229L230 260L231 259H228L227 260V256L225 257ZM4 257H7V256H4ZM63 257V258H62ZM79 257V256H78ZM85 257V256H84ZM89 257V256H88ZM87 257V258H88ZM206 257V258H205ZM1 258V256H0ZM8 258V257H7ZM33 258V256H32ZM3 259V258H2ZM6 259V258H5ZM4 261L0 260L1 262H8L7 259ZM69 259V258H68ZM86 259V258H85ZM70 260V259H69ZM68 260V261H69ZM81 260V259H80ZM84 260V259H83ZM73 261V260H72ZM87 261V260H86ZM80 262V261H79ZM85 262V261H84ZM11 263V262H10ZM81 263V262H80ZM87 263V262H86ZM89 263V262H88ZM218 263V262H217ZM2 264V263H0ZM8 264V263H6ZM85 264V263H84ZM220 264V263H219Z\"/></svg>",
	"mask_w": 264,
	"mask_h": 264
}]
</instances>
